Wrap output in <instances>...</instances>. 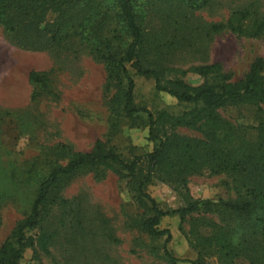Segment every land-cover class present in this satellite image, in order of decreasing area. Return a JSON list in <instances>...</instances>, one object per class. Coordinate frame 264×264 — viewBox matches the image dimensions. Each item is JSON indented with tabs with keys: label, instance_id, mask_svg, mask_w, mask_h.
<instances>
[{
	"label": "rangeland",
	"instance_id": "obj_1",
	"mask_svg": "<svg viewBox=\"0 0 264 264\" xmlns=\"http://www.w3.org/2000/svg\"><path fill=\"white\" fill-rule=\"evenodd\" d=\"M143 1L145 59L162 67L167 79L198 86L205 81L198 70L213 66L211 81L228 76L231 82H238L257 58L264 60V36L239 35L229 26H239L235 13L243 10L252 13L244 31L255 21H264V0H211L197 11L172 0ZM100 4L88 39L76 31L69 15L56 24L59 7L50 10L42 27L49 25L53 31L60 27L66 36L40 50L23 47L0 25V248L17 224L32 214L41 184L56 167L95 152L99 142L103 151L114 152L125 161L155 150L147 114L126 117L124 90L111 79L96 52L108 39L112 48L101 47L103 55L110 51L124 54L128 41L121 35L113 10ZM78 11L77 24L84 15ZM217 25L226 28L216 32ZM127 68L135 83L137 107L156 116L163 111L180 115L192 109L158 91L153 78L137 74L130 64ZM31 72L46 75L43 83L32 82ZM35 93L39 96L33 99ZM259 109L253 103L229 106L220 110L218 126L181 128L174 133L179 140H203L206 146L220 147L222 156L244 146L252 161L262 165L264 113ZM192 153L195 170L187 175L186 190L159 180L148 185L147 193L161 209L177 210L190 199L215 203L249 199L259 208L249 220L226 214L220 207L184 218L164 217L159 229L171 232L167 249L181 260L223 264V248L233 243L235 257L230 264H250L248 251H254L253 241L264 239L258 221L264 213L260 208L263 201L254 199L247 176L218 174L205 159V151ZM149 215L116 168L88 165L53 188L39 224L29 232L34 244L26 249L20 264H191L166 258V237H153L142 228ZM256 258L264 264L262 249Z\"/></svg>",
	"mask_w": 264,
	"mask_h": 264
},
{
	"label": "trees",
	"instance_id": "obj_2",
	"mask_svg": "<svg viewBox=\"0 0 264 264\" xmlns=\"http://www.w3.org/2000/svg\"><path fill=\"white\" fill-rule=\"evenodd\" d=\"M172 1L180 3L192 11H197L205 8L211 0ZM100 2L104 3L111 11L113 10L121 35L128 41L124 48V54L110 51L103 55L101 47L112 48V40L108 39L100 43V48L98 47L96 52L98 51L101 55L111 79H115L120 88L124 90L123 113L126 117L135 118L139 114H147L149 135L150 139L156 143L155 150L143 158L136 157L132 161H125L114 152L103 151L99 142L95 152L78 155L66 165L56 167L41 184L32 214L17 224L11 236L1 246L0 264H20L26 249L33 246L34 240L29 236V232L39 224L42 208L46 205L53 188L58 185L60 180L70 178L83 167L88 165L93 167L98 164L116 168L127 180L133 197L151 212V215L144 219L142 228L153 237H166L164 254L170 262L201 264L178 259L167 249L166 244L171 239V232L168 229H159L162 218L172 215H180L184 218L202 211L211 212L214 207H220L226 214L249 220L255 217V212L259 208L257 204L249 199L244 201L220 200L217 203L210 199H190L182 208L165 211L147 193V187L153 181L159 180L186 190L187 175L195 170L193 163L196 158L192 152L205 151V159L214 172L218 174L231 172L247 176V182L252 188L250 192L254 195L255 200L263 201L260 208L264 212V164H255L252 161L253 157L245 153L244 146L222 156L220 147L206 146L203 140L194 143L186 139L179 140L174 133L181 128L200 130L207 125L218 126L222 119L219 114L220 110L229 106L253 103L259 106V110L264 113V60L257 58L246 76L238 82H231L228 76L211 81L209 78L215 70L213 66L202 67L198 70L205 77V81L198 86H193L184 80L167 79L162 67L145 59L146 32L143 22L144 15L141 13H145L144 6L146 4L143 0H0V25L7 32L13 34L23 47L40 50L43 45H52L65 39L66 35L60 27L55 31L51 30L49 25L42 27L47 13L59 7L57 11L59 21L56 24H60V18L69 15L67 18L76 24V31L88 39L89 28L93 26L94 19L99 14H97V10L101 8ZM79 6L82 7L78 8ZM78 9L84 13L83 18L78 21L79 24L76 19ZM235 15L238 16L239 26L234 27L229 24L232 32L253 38L264 36V21H255L248 31H244L243 26L252 17V13L243 10L236 12ZM224 28L226 27L223 25H217L214 30L218 32ZM123 36L116 38L122 41ZM128 64L137 71V74L153 78L158 91L168 93L180 103L190 105L192 109L180 115L163 111L156 116L148 109L137 107L134 101L135 83L129 74ZM45 76L39 72H31L29 78L32 82L40 84L43 83ZM37 96H39L38 93H35L33 99ZM169 130H171V134L168 133ZM258 221L264 233V213ZM234 247L233 243L224 246L225 253H221L223 264H230L232 257H235ZM253 248L254 251H248L250 264H261L259 258H256V254L262 249L264 255V239L259 243L254 240Z\"/></svg>",
	"mask_w": 264,
	"mask_h": 264
}]
</instances>
